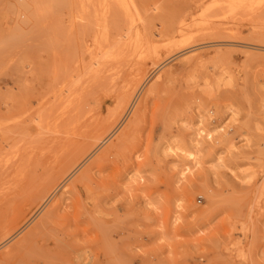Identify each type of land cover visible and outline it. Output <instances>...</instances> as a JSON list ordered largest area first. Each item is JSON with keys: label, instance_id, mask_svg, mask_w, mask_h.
<instances>
[{"label": "rangeland", "instance_id": "1", "mask_svg": "<svg viewBox=\"0 0 264 264\" xmlns=\"http://www.w3.org/2000/svg\"><path fill=\"white\" fill-rule=\"evenodd\" d=\"M231 1L0 0V264H264V0Z\"/></svg>", "mask_w": 264, "mask_h": 264}, {"label": "bare ground", "instance_id": "2", "mask_svg": "<svg viewBox=\"0 0 264 264\" xmlns=\"http://www.w3.org/2000/svg\"><path fill=\"white\" fill-rule=\"evenodd\" d=\"M83 1V0H82ZM253 0H232L230 3H229V7L231 8V9H234V10H236V9H243V8H245V7H251L250 5L253 3L252 2ZM258 2V1H257ZM82 3V2H81ZM84 3V2H83ZM82 3V4H83ZM219 4V3H218ZM254 4H255V2H254ZM84 5H86V4H84ZM84 5H82L83 7H85ZM255 5H257V4H255ZM254 7H256V6H254ZM257 7H258V5H257ZM229 8V9H230ZM233 10V11H234ZM251 10V9H250ZM237 11V10H236ZM105 26V25H104ZM105 28V27H104ZM104 28H103V31H104ZM133 31H134V29H132V27H131V25L130 26H128V28L125 30V32L122 34V35H118V37H119V40H120V45H121V47H123V48H126L127 47V44L126 43H124V42H126L131 36H129V35H132V33H133ZM179 31H182L181 29H179ZM105 34L107 35L108 34V31L106 30V32H105ZM135 35H136V39L135 40H137L138 38H139V33L136 31V33H135ZM134 35V36H135ZM133 36V35H132ZM133 40V39H132ZM108 41V39H106V42ZM129 47H130V45H129ZM130 102V101H129ZM128 103V99L125 101V103H124V106H123V108H122V111L118 114V117H120V115L122 114V112L124 111V107H125V105ZM97 143V142H96ZM72 172V171H71ZM71 174V173H70ZM69 175H67V177H68ZM60 181V178H54L53 179V181H52V186L47 190V194L50 192V191H55L56 189H57V186H58V182Z\"/></svg>", "mask_w": 264, "mask_h": 264}]
</instances>
